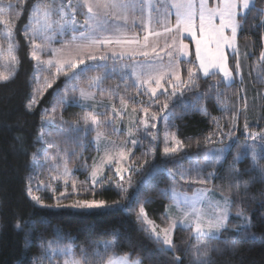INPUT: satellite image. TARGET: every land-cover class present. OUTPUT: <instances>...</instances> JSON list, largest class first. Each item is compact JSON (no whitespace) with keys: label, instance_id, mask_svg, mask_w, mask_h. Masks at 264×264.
Instances as JSON below:
<instances>
[{"label":"snow or ice","instance_id":"snow-or-ice-1","mask_svg":"<svg viewBox=\"0 0 264 264\" xmlns=\"http://www.w3.org/2000/svg\"><path fill=\"white\" fill-rule=\"evenodd\" d=\"M28 2L0 0V84L11 82L19 72V32L33 62L24 108L34 112L50 94V108L43 109L41 123L56 125L65 146L61 148V141L41 129L37 140L48 149H55V153L38 149L31 154L33 169L39 167L47 172L48 179L37 181L34 190L36 175L27 176L26 196L40 209L47 210L110 215L126 209V214L134 217L139 230L154 245L143 247L120 225L108 231L110 239L88 240L79 246L77 254L71 233L56 227L54 235L46 238L29 227L33 221L18 219L14 228L24 232L25 251L31 248L33 235L38 241L39 255L34 254L29 264H61L57 257L63 258L62 264H144L145 259L159 264L153 259L157 254L165 257L166 264H184L185 256L177 254L182 246L188 264H217L214 253L230 252L235 256L245 242L264 243V231H253L257 225L243 203L253 182L264 183V164L260 163L264 160V129L251 131L246 115L245 140L228 164L227 193L222 188L220 198L216 199L217 186L212 183L233 144L240 140V116L248 110L246 97L241 103V93L246 88L233 93V104L221 85L229 89L237 80L243 84L238 33L248 24L250 14L253 23L248 27L264 29V7H257L256 0H33L30 8ZM25 12L27 20L21 32L20 21ZM186 37L195 45L194 60ZM261 40L264 41V32ZM230 55L235 57L232 67ZM258 60L264 62V48ZM209 77L216 79L201 91L199 81ZM61 79L63 88L58 84ZM113 79L117 82L106 83ZM213 98L221 116H211L208 111L207 102ZM176 104L183 109L181 113L173 111ZM70 106L79 107L82 112L73 119H65L63 111ZM189 111L211 116L214 125L202 141H196L195 155L171 131L173 121ZM160 122L166 131L157 163ZM121 133L122 139L112 138H119ZM14 140L23 149V137L17 135ZM145 140L147 149L133 160L135 148L143 146ZM89 143L97 153L91 163L82 154ZM201 143L220 147L200 153ZM71 145H77L81 151ZM73 157L78 163L70 167ZM185 159L190 162L188 167L181 163ZM245 159L249 163L242 169L239 165ZM76 170L88 173L84 181L77 182L73 175ZM106 170L112 173L107 179ZM245 175L248 179L241 183ZM162 177H167L168 183L157 188ZM177 177L187 187L196 185L191 194L180 187ZM59 183H63L64 191L55 195ZM106 184H114L119 199L108 202L95 198L97 186L102 188ZM42 188L53 193L54 203H46L38 194ZM154 188L169 200L160 224L150 218L146 209L151 197L139 199L142 192ZM89 191L93 193L92 199L64 202ZM234 196L239 198V204ZM136 200L138 207H131ZM233 217L237 223H232ZM41 222L47 223L43 218ZM177 230L188 233L180 244L174 238Z\"/></svg>","mask_w":264,"mask_h":264},{"label":"trees","instance_id":"trees-1","mask_svg":"<svg viewBox=\"0 0 264 264\" xmlns=\"http://www.w3.org/2000/svg\"><path fill=\"white\" fill-rule=\"evenodd\" d=\"M33 0H29L28 7L30 8ZM257 7H264V0H256ZM83 19V17H78ZM27 20V12H25L23 19L20 21V31L23 30V24ZM251 14L249 16L248 24L244 26V29L238 33L237 41L238 46L243 44L245 41L251 43L253 51L248 55L244 73L248 78L247 93H241V103L246 97L248 102L247 113H242L239 120V136L240 140L238 143L233 144L232 152L228 154L227 159L224 161L223 167L220 168L218 176L212 181L213 185H216V194L220 195V190L223 188L227 193V169L228 164L232 160L236 148L239 147L240 143H243L245 137L243 135V125L245 115L249 121L251 131H260L264 129V82H261V78H264V62L258 60L261 49L262 40L261 33L264 29L260 28H249L248 25L252 24ZM17 38L21 42L18 55L21 60V65L17 76L11 82L7 84H0V264H18L22 261L23 264H29L31 257L39 255V249L37 248L38 241L36 235L32 237V246L30 249L25 251L24 244V232L14 228L16 221L19 220H31L34 224L29 225L33 228L35 234L42 233L46 238H51L54 233L53 229L58 227L62 229L63 233H71L75 237V243L77 245L76 251L79 253V246L83 245L88 240H102L110 239L107 235L108 231L114 227L123 225V227L130 233L131 237L138 244L145 248H154L153 242L149 240L145 234L139 230V226L136 224L133 216L126 214V209L114 212L110 215H86L77 213L72 209L62 210H47L40 209L36 206L25 194L26 177L30 174L36 175V180L33 181V187L35 190V184L37 181L42 180L43 171L39 167L33 169L30 161V156L33 152L39 150H47L49 154H54L55 149H48L47 146L37 140V135L44 128L46 134H50L54 139L61 141V148L65 145L62 143L64 136L59 132L56 125L48 124L42 125L41 113L43 109L50 108V101L52 96L49 94L45 100L40 104L39 108L34 112L29 113L25 110L24 104L26 103L27 93L30 91L28 87L29 77L33 74V62L29 58V49L27 44L24 42L23 36L19 34ZM191 56L194 60L193 50L191 49ZM230 67L235 64V57L229 56ZM186 67L185 72L186 75ZM202 76V74H201ZM259 77V78H258ZM216 79V77H209L207 80L201 79L199 82L202 85L201 91L207 88V84ZM117 80H109L106 83L114 84ZM58 84L63 88V80L58 81ZM239 88L241 83L239 80L229 89H224L221 85V89L226 91L233 102L236 101V96L233 95ZM161 99H163L161 97ZM191 99V97H188ZM208 111L211 116H221L222 113L218 110L215 99H211L207 102ZM173 111L181 113L183 109L179 104L173 106ZM82 110L79 107H67L63 111L65 119H73L77 114H80ZM230 115V113H229ZM211 116H204L199 112H187L182 117H178L173 121V128L178 139L182 140L186 146L189 147V153L195 155L197 153L196 141L203 140L210 131L214 129V125L211 123ZM226 123V122H224ZM166 129L164 128L163 122L159 124V138L160 144L157 148L156 161L160 162L159 153L163 147V136ZM23 137V149L16 144L14 140L15 136ZM47 138V136H46ZM113 139H122L123 133L120 137L115 136ZM90 139V137H89ZM75 147L77 152L81 149L77 145H71ZM148 141L145 140L143 146H137L134 150L133 160L141 157V154L147 149ZM210 147H220L219 144L205 146L201 143L199 152L203 153ZM26 150V151H25ZM95 148L93 144H87L83 150V157L88 158V162L91 163L92 158L95 155ZM75 158H70L69 166L72 167ZM188 167L190 162L188 160L181 161ZM249 160L245 159L240 168L248 166ZM264 164V160L260 161ZM168 167H172L171 164ZM87 172L76 170L74 171V177L77 182L84 181L87 177ZM112 175L110 171L106 170L105 179ZM114 179H116L114 177ZM137 180L140 177H136ZM177 183L181 188H186L187 192H192V187L184 185L183 181H180L177 177ZM248 176L245 175L242 179L247 180ZM46 181V180H45ZM168 183L167 177H162L161 182L157 185V188H163ZM70 186V185H69ZM68 186V188H69ZM71 187V186H70ZM62 186H56L55 195H58ZM42 190V189H41ZM39 191L38 194L43 198L46 203H54L53 193L48 194L47 190ZM46 191V192H45ZM130 193L133 189L129 190ZM264 183L259 181L253 182L248 188V198L243 201L244 206L251 211V215L256 228L253 229L257 234L264 231ZM240 195H244V188H240ZM145 197H151V203L146 205V209L151 219L155 220L158 224L161 223V218L164 212V206L169 203V200L162 197L158 191L154 188L150 191H144L140 195L139 199L142 200ZM255 197V199H252ZM92 199L93 193L81 192L77 197L73 195L69 200L64 201L65 203L70 202L71 199ZM96 199H103L108 202L119 199L118 190L113 185H104V187L97 186L96 188ZM236 204L240 203L239 198L233 197ZM139 200L133 201L131 207H138ZM233 212H235V204L233 206ZM47 221L42 223L41 219ZM238 221L233 217L232 223ZM231 227V225H230ZM224 235H227L225 233ZM188 237V233L185 230H177L175 232V240L177 244ZM195 243L194 240L191 241ZM67 243V241H65ZM181 247V251L178 255L185 256L184 264H188L187 256ZM240 252L233 256L230 252L224 255L214 256L217 260V264H264V243L261 242H245L240 246ZM190 254V253H189ZM172 254L169 253L170 257ZM153 259L158 260L159 264H166L164 256L157 254ZM62 264V257H57ZM39 264V262H38ZM45 264L47 262L45 261ZM144 264H152V261L145 259Z\"/></svg>","mask_w":264,"mask_h":264},{"label":"rangeland","instance_id":"rangeland-1","mask_svg":"<svg viewBox=\"0 0 264 264\" xmlns=\"http://www.w3.org/2000/svg\"><path fill=\"white\" fill-rule=\"evenodd\" d=\"M56 46H59L58 44L56 45ZM262 48H264V41H262ZM239 49H240V53H241V56H242V65H243V68H242V75H243V84H241V87H244V88H246V92L245 93H247L248 91H249V86H248V78L246 77V75H245V73H244V68H245V65H246V61H247V57H248V55L253 51V48H252V45H251V43L250 42H248V41H245L243 44H241L240 46H239ZM245 53H247L248 55L246 56V58H244V54ZM124 124L126 125L127 124V117L125 118V121H124ZM95 148V147H94ZM96 151V150H95ZM95 156H97V153L95 152V155H94V157ZM43 176H42V180L43 181H47V179H48V174H47V172H44L43 171V174H42ZM88 175V174H87ZM40 181V180H39ZM69 185H70V183H69ZM56 186H62V189L60 190V192H62V191H64V185H63V183H59V184H57ZM71 186V185H70ZM69 186V188H68V191L69 192H71V187ZM44 189L42 188V190L41 191H43ZM46 192V191H45ZM59 192V193H60ZM47 193L48 194H52V192L51 191H47ZM59 193H58V195H59ZM189 193V192H188ZM189 194H191V193H189ZM214 195H215V198L216 199H219L220 198V195L219 194H216V193H214ZM62 260H63V258H62Z\"/></svg>","mask_w":264,"mask_h":264},{"label":"crops","instance_id":"crops-1","mask_svg":"<svg viewBox=\"0 0 264 264\" xmlns=\"http://www.w3.org/2000/svg\"><path fill=\"white\" fill-rule=\"evenodd\" d=\"M185 43H188L189 44V48H190V53H191V49L193 50V57L195 59V45L194 43L191 42V38L190 37H186L185 38ZM202 74V73H201ZM203 75V74H202Z\"/></svg>","mask_w":264,"mask_h":264}]
</instances>
